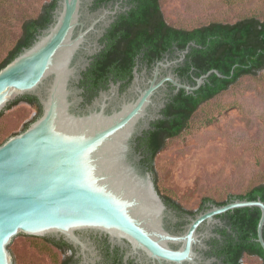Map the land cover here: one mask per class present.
<instances>
[{"label": "water", "instance_id": "95a60500", "mask_svg": "<svg viewBox=\"0 0 264 264\" xmlns=\"http://www.w3.org/2000/svg\"><path fill=\"white\" fill-rule=\"evenodd\" d=\"M89 1L58 0L50 25L0 70V113L26 95L36 96L42 108L26 129L0 144V264H16L13 250L24 237L63 238L86 256L94 246L85 232L127 241L160 264H199L194 248L211 235L201 227L242 207L261 209L257 240L264 248L261 198L214 204L174 231L178 218L137 148L138 138L162 117L167 80L192 92L213 72L223 74L211 69L192 85L172 72L159 78L157 67L148 82L136 72L124 93L120 83H111L86 103L79 83L98 48L94 31H100V18H87ZM188 51L189 45L179 61ZM172 63L177 60L162 64Z\"/></svg>", "mask_w": 264, "mask_h": 264}, {"label": "rangeland", "instance_id": "374dc122", "mask_svg": "<svg viewBox=\"0 0 264 264\" xmlns=\"http://www.w3.org/2000/svg\"><path fill=\"white\" fill-rule=\"evenodd\" d=\"M50 0H3L0 7V61L22 32L25 19ZM171 21L193 28L212 21L264 18V0H163ZM170 20V19H169ZM38 108L21 100L0 118V141L24 130ZM163 194L189 210L205 196L217 201L244 193L264 181V70L243 76L229 89L204 102L188 127L168 139L154 161ZM16 264H60L62 255L42 237H24L13 250ZM246 255L242 264H262Z\"/></svg>", "mask_w": 264, "mask_h": 264}, {"label": "flooded vegetation", "instance_id": "af4514ba", "mask_svg": "<svg viewBox=\"0 0 264 264\" xmlns=\"http://www.w3.org/2000/svg\"><path fill=\"white\" fill-rule=\"evenodd\" d=\"M162 1L90 0L87 3L85 8L87 18H100L96 25L100 31H94L92 39L98 44V48L94 55L89 57L90 65L83 72L79 83L84 89L86 103L91 102L100 91L108 90L111 83H120L119 92L124 93L133 83L136 72L141 79L148 82L154 77L157 67L160 69L159 78L172 72L183 83L193 85L190 76L184 73L187 55L179 61L184 49L177 43L178 33L175 29L180 27L171 21L172 16L165 10ZM176 60L177 63H172L168 67L162 64ZM188 71L193 74L192 69ZM86 72H94V80L89 81L85 76ZM165 83L166 86L160 93V100L165 102V106L160 110L162 117L152 121L151 125L164 117V109L171 97L180 91L173 82L167 80ZM92 84L93 90L88 92L87 89ZM145 165L152 170L147 161ZM159 192L178 218L176 222L171 223L176 232L184 230L190 216L215 204L214 201L208 200L201 202L197 210H189L180 206V202L175 198L167 197L160 190ZM216 219L218 220L215 223L209 226L204 224L200 229L202 231L209 229L211 235L204 238L205 246L194 248L198 254L199 264H224L227 255L233 253L227 240L229 238L227 233L234 234L230 219L223 214L216 216ZM83 236L94 246L91 251L86 250V256L81 248L75 247L63 238H47L66 243L65 248L54 245L62 255L60 264H160L149 258L142 250L132 248L127 241H114L109 235L99 232H85ZM246 255L249 254L244 252L243 258Z\"/></svg>", "mask_w": 264, "mask_h": 264}, {"label": "trees", "instance_id": "16d2710c", "mask_svg": "<svg viewBox=\"0 0 264 264\" xmlns=\"http://www.w3.org/2000/svg\"><path fill=\"white\" fill-rule=\"evenodd\" d=\"M2 4L3 0H0V7ZM57 5L58 0H50L42 5L37 16L24 20L21 35L0 61V70L24 48L29 47L38 35L50 25ZM175 30L178 33L179 47L186 49L189 45L184 73L190 76L193 85L196 84L198 77L211 69H218L223 76L213 72L200 88L192 92L181 88L168 102L163 112L164 117L154 122L151 129L145 131L144 135L138 138L137 148L143 152V162L147 161L153 171L155 158L165 148L168 139L178 136L188 127L192 116L204 102L229 89L243 76L255 75L264 70V18L252 15L235 22L212 21L193 28L180 27ZM191 69L193 74L188 71ZM85 76L89 81L94 80V72H86ZM87 90L91 92L93 84ZM90 97L91 93L88 98L90 99ZM21 100L38 108L37 117L41 114L42 108L38 98L31 95L17 98L6 109ZM1 115L3 112L0 113ZM31 122H27L24 129ZM6 139L1 140L0 144ZM166 196L174 198L170 195ZM237 198H261L264 200V181L253 185L244 193L230 194L223 201L205 196L202 203L212 200L215 204L221 205ZM223 215L229 217L234 232V234L227 233L229 236L227 240L233 253L227 255L224 264H242L244 252L261 257L262 264H264V248L257 240L261 209L259 207H242L229 210ZM44 239L57 247L65 248V242Z\"/></svg>", "mask_w": 264, "mask_h": 264}]
</instances>
